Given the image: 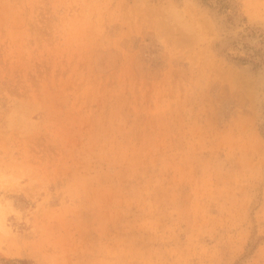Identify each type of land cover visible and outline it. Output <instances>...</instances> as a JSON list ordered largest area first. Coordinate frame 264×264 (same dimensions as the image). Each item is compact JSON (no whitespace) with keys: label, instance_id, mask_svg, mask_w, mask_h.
I'll return each instance as SVG.
<instances>
[{"label":"rangeland","instance_id":"obj_1","mask_svg":"<svg viewBox=\"0 0 264 264\" xmlns=\"http://www.w3.org/2000/svg\"><path fill=\"white\" fill-rule=\"evenodd\" d=\"M235 1L0 0V258L264 264V67L232 59L264 0Z\"/></svg>","mask_w":264,"mask_h":264},{"label":"trees","instance_id":"obj_2","mask_svg":"<svg viewBox=\"0 0 264 264\" xmlns=\"http://www.w3.org/2000/svg\"><path fill=\"white\" fill-rule=\"evenodd\" d=\"M199 3L208 8H216L218 11L231 9V14L227 19L234 22L245 21V17L238 8V3L235 0H198ZM242 40V48L245 49L246 56H236L232 58L238 64H250L251 68L256 70L261 66L264 67V36L256 27H246V33L240 36ZM247 40H254V44L249 45ZM260 131L264 135V123L260 126ZM0 264H30L27 259H4L0 258Z\"/></svg>","mask_w":264,"mask_h":264},{"label":"bare ground","instance_id":"obj_3","mask_svg":"<svg viewBox=\"0 0 264 264\" xmlns=\"http://www.w3.org/2000/svg\"><path fill=\"white\" fill-rule=\"evenodd\" d=\"M170 19H171V17H169ZM175 19V18H174ZM161 21H163L162 19H161ZM166 22V21H165ZM1 210H2V208H1Z\"/></svg>","mask_w":264,"mask_h":264}]
</instances>
